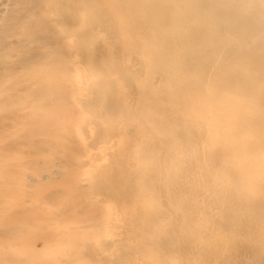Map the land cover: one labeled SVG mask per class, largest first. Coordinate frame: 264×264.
<instances>
[{"label": "bare ground", "instance_id": "6f19581e", "mask_svg": "<svg viewBox=\"0 0 264 264\" xmlns=\"http://www.w3.org/2000/svg\"><path fill=\"white\" fill-rule=\"evenodd\" d=\"M0 264H264V0H0Z\"/></svg>", "mask_w": 264, "mask_h": 264}]
</instances>
